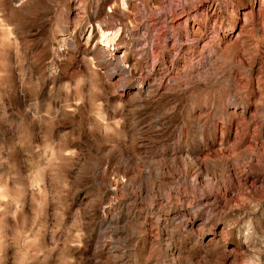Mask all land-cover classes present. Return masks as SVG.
Segmentation results:
<instances>
[{"label": "rangeland", "instance_id": "obj_1", "mask_svg": "<svg viewBox=\"0 0 264 264\" xmlns=\"http://www.w3.org/2000/svg\"><path fill=\"white\" fill-rule=\"evenodd\" d=\"M0 264H264L261 0H0Z\"/></svg>", "mask_w": 264, "mask_h": 264}, {"label": "bare ground", "instance_id": "obj_2", "mask_svg": "<svg viewBox=\"0 0 264 264\" xmlns=\"http://www.w3.org/2000/svg\"><path fill=\"white\" fill-rule=\"evenodd\" d=\"M261 2L264 4V0H261ZM205 9V8H204ZM206 13V12H205ZM106 32H103V34H105ZM109 33V32H108ZM102 34V35H103ZM103 37V36H102ZM111 39V38H110ZM198 39V38H197ZM114 41V40H113ZM205 41V40H204ZM108 44V43H107ZM118 48V47H117Z\"/></svg>", "mask_w": 264, "mask_h": 264}]
</instances>
